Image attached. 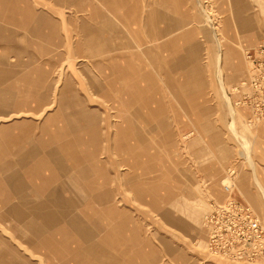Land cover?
Returning <instances> with one entry per match:
<instances>
[{"label": "rangeland", "instance_id": "rangeland-1", "mask_svg": "<svg viewBox=\"0 0 264 264\" xmlns=\"http://www.w3.org/2000/svg\"><path fill=\"white\" fill-rule=\"evenodd\" d=\"M116 64L143 93L124 109ZM3 108L0 259L264 264V0H0ZM22 146L48 158L42 191ZM212 224L233 226L219 253Z\"/></svg>", "mask_w": 264, "mask_h": 264}, {"label": "crops", "instance_id": "crops-1", "mask_svg": "<svg viewBox=\"0 0 264 264\" xmlns=\"http://www.w3.org/2000/svg\"><path fill=\"white\" fill-rule=\"evenodd\" d=\"M249 23V22H248ZM242 24H245V23H242ZM249 25V24H248ZM244 26H246V25H244ZM117 66H116V69L118 70L117 71V74L115 75V77H114V75L112 76V79H110L109 81H108V84L113 88V89H116V91L117 92H119L120 93V91L118 90V88H116V87H113L112 85H111V83L115 80H117V81H119V80H121V81H124V85H123V92L125 93V95H126V97L131 101V99L133 100V99H138V96H140V95H135L134 94V92H137V93H142L141 91H140V89L139 88H137V86H138V81H137V79H138V77H139V75H138V71H134V67H132L131 65L130 66H120V65H118V64H116ZM121 69H124L125 70V76H124V74L121 72ZM109 71V74L108 75H110V70H108ZM114 77V78H113ZM26 79L28 80V81H31L30 83H32V79H30L29 77H26ZM121 94V93H120ZM133 96V97H132ZM14 100H17V101H19L20 102V100L21 99H14ZM6 101V100H5ZM18 108V107H17ZM9 110V112L10 113H8V116H11V114H14L13 112H15L16 113V110H18V109H14V108H9L8 109ZM7 109L6 110H4V108L3 109H0V112H7L8 111ZM97 121H95V123H96ZM7 127V129L6 130H9V133H11V131L13 130V129H15V128H18L17 127V125L15 124V125H7L6 126ZM9 127V128H8ZM93 127V126H92ZM22 128V127H21ZM93 130H99L97 127H93L92 128V131ZM23 133H25V130H21V135H20V138L19 137H17V136H11L10 138H9V144H8V146L10 147V146H12V145H14V144H18V143H21V144H18V146H20V145H22L23 143L22 142H25V137L23 136ZM46 135H48V133H46ZM48 139V138H47ZM47 143V142H46ZM9 147L8 148H5V150H7L8 152L10 151L9 150ZM27 150H29V149H27ZM27 150H24V147L22 146L21 148H19L18 147V153H14V152H12L11 153V155H15L16 156V160H19V161H17V162H19V164L18 165H20V166H24V165H27V170H28V172H29V174L33 177V180L32 181H30L29 182V185H30V187H31V189H32V191H34V192H38V191H42L43 189L42 188H44L45 187V184H48V182L50 181V180H52L51 178H49L48 177V172L47 173H43V172H41L40 171V169H42V170H44V168L43 167H47V161H48V158H42V157H38V158H36L37 160H36V162H34L33 164H32V162H29V163H27L28 161H22L21 162V160H24V159H22L23 158V156H26V155H28V154H25V153H27ZM0 151L2 152V151H4L3 149H2V147H1V149H0ZM7 151H5V152H3V153H6V155L8 154L7 153ZM32 152H33V150H29V157L31 158V157H33V155H32ZM23 154H25V155H23ZM2 157H5V154L3 155L2 153L0 154ZM96 155H97V153L95 154V157L94 158H96ZM31 160H32V158H31ZM25 163V164H24ZM22 164V165H21ZM24 164V165H23ZM38 181V182H37ZM110 210H109V213H111V214H113V213H116L117 211H118V209L116 208V206H110ZM73 246V245H72Z\"/></svg>", "mask_w": 264, "mask_h": 264}, {"label": "bare ground", "instance_id": "bare-ground-1", "mask_svg": "<svg viewBox=\"0 0 264 264\" xmlns=\"http://www.w3.org/2000/svg\"><path fill=\"white\" fill-rule=\"evenodd\" d=\"M14 3H16L15 1H14ZM24 5V4H23ZM23 6H21L20 8H19V10L18 11H20V12H23V14L26 16L25 18H27V19H23L24 20V22H23V25H26V22L28 21V20H31L34 16H33V13H32V11L30 10V9H27V10H25V9H23L22 8ZM29 29V28H28ZM135 70V69H134ZM122 73H123V71H121ZM138 75H139V73H138ZM115 83H117V82H115V81H113L112 83H111V85L113 86V87H116V84ZM116 88H118V90L120 91V96H126L125 95V93L123 92L124 90H123V87H116ZM134 94L135 95H137L138 93H136V92H134ZM138 95H140V96H138V97H142L143 96V93L141 94V93H139ZM109 96V95H108ZM133 97V96H132ZM122 98V97H121ZM127 99V98H126ZM126 99H124V97L122 98V102L123 103H125L124 105H123V109L125 108V105H128V104H131L132 105V103L134 102V100L135 99H131V101L128 99L126 102H125V100ZM70 101H72V99H70ZM118 101V100H117ZM133 106V105H132ZM131 106V107H132ZM115 107V106H114ZM121 109V108H120ZM141 109V108H140ZM95 121H96V118H94L93 120H92V126H94V125H96L95 124ZM98 122V121H97ZM53 134V133H52ZM92 134H93V136H92V140L96 137V134H98V130H93L92 131ZM54 136V135H53ZM143 139V138H142ZM94 141V140H93ZM95 144V143H94ZM94 146H96V145H94ZM95 154H96V152H94V153H92L90 156H91V159L92 158H94L95 157ZM99 161V160H98ZM50 162V161H49ZM48 177L49 178H51L52 179V176H51V172L49 171L48 172ZM47 193V192H46ZM77 202V199L76 198H72V199H67V201H65V202H63V204H65L66 206H69V204H73V203H76ZM58 206L60 205L59 203L57 204ZM108 206V205H107ZM111 208L110 207H106V209H105V211L106 212H108L109 213V210H110ZM90 210H92V209H90V207H88V210H87V212L88 211H90ZM111 214V213H110ZM28 216H30V214L28 215ZM50 218H48V220H49ZM31 222H32V224H33V221L32 220H30ZM47 224H48V221H47ZM35 237V233L34 232H32V236H30V239H32V238H34ZM28 238H29V236H28ZM36 239V238H35ZM44 247V248H46L47 250V253L48 254H50L51 256L52 255H54V254H59V253H63L64 254V251L63 250H61L60 248H58V247H56V245L54 246V245H52L51 243H50V241L47 239V237L46 236H42V238H40L39 239V241H38V243H37V247ZM70 249H73V246L71 247V248H69V249H67V250H70ZM77 260L78 259H75V261L77 262ZM0 264H13L12 263V259H10V260H6V259H4V258H1L0 259Z\"/></svg>", "mask_w": 264, "mask_h": 264}, {"label": "built area", "instance_id": "built-area-1", "mask_svg": "<svg viewBox=\"0 0 264 264\" xmlns=\"http://www.w3.org/2000/svg\"><path fill=\"white\" fill-rule=\"evenodd\" d=\"M252 63H254V59L252 60ZM253 70H254V66H253ZM252 83L254 84V78H252ZM253 110H254V108H253ZM228 186H230V185H228ZM228 186L226 187V189L229 188ZM227 208H228V206L225 204H221V206L218 207L217 211L221 214L219 216V218H221L223 216V212H224V210H227ZM246 210L248 211V209H246ZM223 218L226 221L232 220V217L224 216ZM213 220H214V217H212L210 219V222H213ZM212 225L214 228H216V231H214V233L212 232L211 246H212L213 250H215V248H217L218 253H219L229 243V241L231 239V235L229 233L233 232V226L231 224H229V226L227 228H226V225L221 226V228H217L214 224H212ZM252 226L254 227V223L252 224ZM234 234L236 237V235H237L236 231H234ZM249 234L254 235V229H253V231L249 232ZM245 241L248 243H251V241H249L248 239ZM233 251H234V249L231 250L230 252H233Z\"/></svg>", "mask_w": 264, "mask_h": 264}]
</instances>
